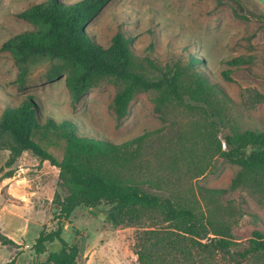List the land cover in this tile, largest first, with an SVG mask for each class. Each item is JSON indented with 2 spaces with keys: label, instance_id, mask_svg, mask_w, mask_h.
Returning a JSON list of instances; mask_svg holds the SVG:
<instances>
[{
  "label": "rangeland",
  "instance_id": "374dc122",
  "mask_svg": "<svg viewBox=\"0 0 264 264\" xmlns=\"http://www.w3.org/2000/svg\"><path fill=\"white\" fill-rule=\"evenodd\" d=\"M46 1L0 0V118L8 106L34 96L41 109L50 113L47 116L56 121L72 120L81 133L90 136L120 144L152 133L145 151L148 174L160 180L174 174L176 184L192 182L203 205L199 187L225 190L210 203L216 215L229 221L234 250H243L254 231L264 233V193L248 187L231 188L239 165L206 156V172L194 178L184 168L183 154L176 169L169 167L173 151L179 154L181 142L187 144L184 136L208 128L201 115L182 108L168 115L158 106L154 93L141 92L120 119L113 105L116 85L104 82L74 103L67 72L58 61L45 59L27 66L4 48L8 40L34 29L19 13ZM59 1L73 4L81 0ZM87 31L104 47L111 45L119 31L126 32L132 37L135 56L149 71L184 70L190 66L191 56H196L199 63L195 70L204 73L228 98L230 125L219 138L232 133L233 128L264 130V101L258 97L264 95V0H110ZM178 139L182 140L177 145ZM195 140L196 154L204 156V142L201 144L199 136ZM54 141L48 138L41 143L61 160L63 151ZM5 142L0 136V229L22 246L18 264H53L61 247L58 242L48 245L43 254L34 246L43 230L57 229L54 199L56 194L65 195L59 171L31 152L13 158ZM109 210L106 205L94 209L82 206L64 222L63 238L75 250L72 264H138V228L114 226L107 220ZM13 252L0 244V264Z\"/></svg>",
  "mask_w": 264,
  "mask_h": 264
},
{
  "label": "trees",
  "instance_id": "16d2710c",
  "mask_svg": "<svg viewBox=\"0 0 264 264\" xmlns=\"http://www.w3.org/2000/svg\"><path fill=\"white\" fill-rule=\"evenodd\" d=\"M109 1L66 4L48 0L32 4L19 16L34 29L8 40L4 48L27 66L45 59L58 61L67 72L66 83L74 103L104 82L116 85L113 105L120 119L141 92L154 93L158 106L168 115L176 108L196 112L208 128L185 135L189 145L181 142L179 154L173 151L170 156L169 167L176 169L178 158L184 154V168L199 178L208 166L206 156L209 160L221 157L240 166L231 184L233 190L248 187L264 193V130L233 128L232 133L219 138L230 125L228 98L204 73L195 70L199 63L196 56H191L190 66L184 70L149 71L135 56L132 37L126 32L119 31L109 47L99 44L87 26ZM258 97L264 101V95ZM47 115L50 113L41 109L35 97L29 96L17 106H8L0 118V136L7 139L4 146L12 157L33 153L59 171L65 192L55 196L57 229L40 233L34 246L38 254L58 242L61 247L53 264H72L75 250L63 238L64 222L79 207L106 205L110 206L107 220L111 224L138 228V264H242L253 260L264 264V233L254 231L243 250H234L229 221L213 211L212 197L225 190L199 187L203 205L192 182L176 184L174 174L160 180L147 173L145 151L152 133L117 144L86 131L81 133L72 120L56 121ZM197 136L201 144L204 142V156L196 154ZM48 138H55L53 145L62 149L61 160L42 145L41 141ZM167 149L172 148L168 145ZM0 244L14 251L5 264H18L23 248L1 229Z\"/></svg>",
  "mask_w": 264,
  "mask_h": 264
}]
</instances>
